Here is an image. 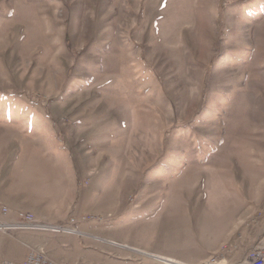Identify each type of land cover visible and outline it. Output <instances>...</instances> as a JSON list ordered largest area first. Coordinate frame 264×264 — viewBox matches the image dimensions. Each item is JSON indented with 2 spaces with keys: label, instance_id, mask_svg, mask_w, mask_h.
<instances>
[{
  "label": "rangeland",
  "instance_id": "1",
  "mask_svg": "<svg viewBox=\"0 0 264 264\" xmlns=\"http://www.w3.org/2000/svg\"><path fill=\"white\" fill-rule=\"evenodd\" d=\"M0 150L7 215L81 232L0 229L23 230L0 264L243 253L233 235L264 227V0H0Z\"/></svg>",
  "mask_w": 264,
  "mask_h": 264
},
{
  "label": "built area",
  "instance_id": "2",
  "mask_svg": "<svg viewBox=\"0 0 264 264\" xmlns=\"http://www.w3.org/2000/svg\"><path fill=\"white\" fill-rule=\"evenodd\" d=\"M10 212L9 208L5 205H0V213L7 215ZM18 220L11 223H6L0 221V229L6 230L9 227H44V228H53L47 224L38 223L35 219V216L30 212L19 211L16 212ZM72 227L66 226H56L57 232H70L77 235H81L80 229L77 226V218H72L71 220ZM31 253L28 254L25 262L18 263L12 261H5L2 264H56L55 261L49 256L45 247L41 248H31ZM249 264H264V234L261 236L258 242V249L252 250L247 255ZM215 260V259H213ZM211 260V263L214 261ZM213 261V262H212Z\"/></svg>",
  "mask_w": 264,
  "mask_h": 264
},
{
  "label": "crops",
  "instance_id": "3",
  "mask_svg": "<svg viewBox=\"0 0 264 264\" xmlns=\"http://www.w3.org/2000/svg\"><path fill=\"white\" fill-rule=\"evenodd\" d=\"M0 152H1L2 157H5V153H3L2 150H0ZM0 166L2 167V165H0ZM21 197H25V195H23ZM3 205L7 206L6 204H3ZM7 207H9V206H7ZM16 211L31 212L32 214H34L35 219H37V222L49 224L46 220L36 217L35 213L32 212L31 210H21V209H14L13 214L4 215V217H2L3 215H0V221H5V222L15 221L16 215H14V213H16ZM245 228L248 229L247 234H245L242 231H237L233 235L234 239H235V237L237 239H245V243L243 242V244L241 246V249H244L243 253H241L240 250L239 251H231L230 253H228V254H230V255H228V257H225L223 260H221L219 262H215L218 259L217 258L215 261L213 260L214 263H211V258L214 259V256H212V257L208 258L206 261L202 262L201 264H229V262H230V264H249V260L247 258L248 251L258 249V242H259V239H261V236L264 234V227H255L256 228V234L255 235H253V231H252V229H250L251 227H245ZM19 231H23V230L11 229L7 232H3L0 230V254L9 250V248L11 247V244H12V240L15 238L14 234L16 232H19ZM230 247H231V244L227 243V242H224V244L222 245V249L224 248L227 250ZM224 253L225 252L221 251L217 255L218 256H220L221 254L224 255ZM27 255H26V258H27ZM217 255H215V256H217Z\"/></svg>",
  "mask_w": 264,
  "mask_h": 264
},
{
  "label": "bare ground",
  "instance_id": "4",
  "mask_svg": "<svg viewBox=\"0 0 264 264\" xmlns=\"http://www.w3.org/2000/svg\"><path fill=\"white\" fill-rule=\"evenodd\" d=\"M17 212H19V211H17ZM57 227H53V228H51V229H53L54 231H56L57 229H56ZM50 229V228H49ZM57 232V231H56ZM46 249V248H45ZM46 251H47V249H46ZM29 253H31V250H29ZM28 253V254H29ZM48 253V252H47ZM55 261V260H54ZM166 261V260H165ZM167 261H171V260H167ZM176 261H173L172 263H175Z\"/></svg>",
  "mask_w": 264,
  "mask_h": 264
},
{
  "label": "water",
  "instance_id": "5",
  "mask_svg": "<svg viewBox=\"0 0 264 264\" xmlns=\"http://www.w3.org/2000/svg\"><path fill=\"white\" fill-rule=\"evenodd\" d=\"M160 260H164V259H160ZM167 261V260H166Z\"/></svg>",
  "mask_w": 264,
  "mask_h": 264
}]
</instances>
